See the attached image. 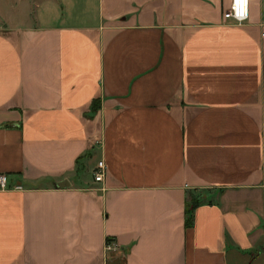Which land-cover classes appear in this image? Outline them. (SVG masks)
Here are the masks:
<instances>
[{"label":"crops","instance_id":"obj_1","mask_svg":"<svg viewBox=\"0 0 264 264\" xmlns=\"http://www.w3.org/2000/svg\"><path fill=\"white\" fill-rule=\"evenodd\" d=\"M229 1L0 0V264H264V0Z\"/></svg>","mask_w":264,"mask_h":264},{"label":"built area","instance_id":"obj_2","mask_svg":"<svg viewBox=\"0 0 264 264\" xmlns=\"http://www.w3.org/2000/svg\"><path fill=\"white\" fill-rule=\"evenodd\" d=\"M222 18L229 20L234 24H241L248 18L247 0H230L228 7L222 12ZM104 172V165L102 161H97L93 170V180L100 181ZM7 188V176L0 173V189ZM14 189H20V186L16 185ZM105 251H115L117 249L116 243L109 239L104 243Z\"/></svg>","mask_w":264,"mask_h":264},{"label":"trees","instance_id":"obj_3","mask_svg":"<svg viewBox=\"0 0 264 264\" xmlns=\"http://www.w3.org/2000/svg\"><path fill=\"white\" fill-rule=\"evenodd\" d=\"M96 103L93 101L92 105H91V109H95ZM198 199L193 196V195H189L186 202H185V221H184V225L187 227L190 225L191 223V218H190V214L189 212L198 204Z\"/></svg>","mask_w":264,"mask_h":264},{"label":"rangeland","instance_id":"obj_4","mask_svg":"<svg viewBox=\"0 0 264 264\" xmlns=\"http://www.w3.org/2000/svg\"><path fill=\"white\" fill-rule=\"evenodd\" d=\"M22 15H23V16H24V15H25V16H29V17L32 18V19L34 18V13H33V12H29V13L26 12V13H23Z\"/></svg>","mask_w":264,"mask_h":264}]
</instances>
